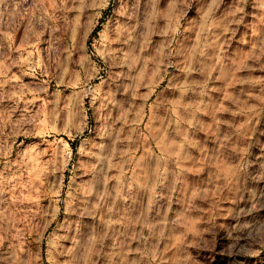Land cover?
Masks as SVG:
<instances>
[{
  "label": "clouds",
  "instance_id": "clouds-1",
  "mask_svg": "<svg viewBox=\"0 0 264 264\" xmlns=\"http://www.w3.org/2000/svg\"><path fill=\"white\" fill-rule=\"evenodd\" d=\"M46 2L47 0H36L34 5H30L28 0H0V37L14 34L17 27L25 22L26 17L28 18L26 34L34 36L36 44L40 42L39 38L44 31L52 33L58 31L48 15ZM109 2L110 0H59L63 10L75 11L78 14L91 10L95 15H99L97 10L106 8ZM192 2L193 0H172L175 15L165 25L166 34L170 33L174 38L179 32L181 19L187 15L188 5ZM151 3L152 7L147 8L138 17L135 25L119 26L115 33L117 38L126 33L127 40L135 39L138 46L134 45L122 51L120 57H117L115 50L107 49V44L111 41H106V51L102 55L110 58L113 64L119 60L117 66L128 69L127 72L113 73L109 77L115 83V88L110 86L108 91H103V85L106 83L103 78L99 85H92L90 81L94 76H98L100 70L93 66L91 71H88L82 62L81 71H73L70 70L66 59L58 63L57 73H52L51 79H55L58 84L68 80L73 85L79 86V90L73 92L70 101L62 102L61 94L57 89L51 99L45 95L46 107L40 112L30 114L25 110L22 117L15 122L11 120L10 115L5 119V114L0 112V165L3 166V170L0 171V205H3L6 194H10L14 201L21 202L23 195L21 189L29 187L35 191L31 183L25 184L23 176L34 159L43 155L36 152L37 146L27 145L21 147L17 159L13 161L9 139H13L14 142V138L19 135L54 133L57 131V121L61 114L67 117L61 130L69 136H72L73 132L77 136H82L86 122L81 115L83 113L81 104L89 96L93 105L100 100L101 107L108 110L107 115L101 114L105 124L97 132L102 138L101 142H93L90 147H86L88 141L85 139L78 149L81 154L91 157L90 160L81 162L82 174L92 173L91 178L76 189L81 196L80 206L76 208L71 206L75 197L70 195L66 201L65 223L58 225L57 230L47 237L44 236L47 225L45 229H36L37 237L47 240L48 264H55L54 255L65 257L62 264H94V257L100 252L104 251L105 255L110 254L105 250L104 243L109 238V229L117 224L118 220L108 217L106 221L108 227L104 228L94 222L92 217L96 215V209L107 196L106 186L111 180L109 171L118 168L121 175L124 174V166L129 163L130 157L129 159L120 157L128 156V150L132 147L131 141L128 144L123 143L120 130L115 128L116 121L110 120L111 111L115 108L121 121L140 123L146 115V110L151 112L155 106V102L149 105L147 98L167 74L168 62L164 51L166 44H161L158 53L154 51L144 55L151 42L153 21L159 16L155 0H151ZM69 4L72 5L71 8L68 7ZM120 5L122 9L127 10L125 0H120ZM246 17H257L264 21V0H195V12L189 17V24L195 21V25L192 26L198 27L201 30L200 35L207 39L214 29L221 26L224 31L233 34L240 31L235 26L242 24ZM80 21L81 15H77L72 21L73 34L81 27ZM249 25L254 29L259 27L252 21H249ZM240 39L246 40L247 34L241 33ZM32 46L35 47V44ZM258 51L264 53V37L260 40ZM167 54L171 55L170 49ZM7 59V56L0 59V67ZM25 63L28 64V72L31 74L35 75L40 71L41 75H49V66L42 65L38 52L34 60ZM216 64L223 69V55L210 65L209 73ZM4 74L0 71V75ZM51 79L46 80L38 89L30 90L34 99H39L41 93H47V85L51 83ZM183 87L188 86L185 84ZM141 88H147L148 92L141 94L139 92ZM211 93L208 76H205L199 87L193 91L192 100L184 102L181 99L179 102H173L167 113L160 112L164 117L161 128H167L171 124L172 130L168 134L164 154L157 157L154 162L157 171L152 183L153 199L158 200L159 203L154 209L152 228L147 235H144L143 231H137L133 237L139 241L137 248L133 250L140 253L139 257L127 259L122 256L121 259L126 260V264H207L202 259L199 249L207 248L210 243L218 244V255L224 257L227 254L229 264H264V255H262L264 254V163L254 166L253 161L249 159L251 149L255 146L264 150V144L259 139L253 144L249 139L245 147L237 149L236 156L226 157L219 145L223 144L225 150L232 146L236 131L222 127L226 121L219 117L221 107L213 101ZM118 94L122 98L118 99ZM17 95L23 97L24 88H20L18 93L16 91L11 93V97ZM141 95L145 103L138 105L137 98ZM239 111L248 116L244 124L239 125L238 130H243L248 128L252 118L260 115L261 109L252 105L245 106ZM173 113H179V119ZM78 115L81 116L79 120H77ZM208 116L212 117L211 121L206 119ZM129 117H133V120L129 121ZM151 121L152 117L149 115L150 133L155 131L151 128ZM9 125L11 132L5 133V128ZM135 131V128L131 129L129 136ZM208 131L217 133V143H211L208 138L201 135ZM104 137L108 138V143L104 142ZM157 142H160L159 139ZM34 153L36 157L33 156ZM56 163L55 160H49L39 172L33 167V178L43 175L49 164L53 166L52 170L56 171ZM64 166L66 167V164ZM201 172L204 174L199 175ZM94 190L97 201H89L88 197ZM60 191L59 184H49L44 194L56 198ZM173 191L176 193V207L172 215L168 216L169 203L166 197ZM193 192L197 194L199 200L207 199L213 204L207 217L201 214L203 208H197L192 202L189 193ZM221 192L226 193L223 204L220 203ZM213 193H216V199H212ZM35 199L38 200L39 197ZM55 203L58 205L59 200L56 199ZM38 211L42 210L38 209ZM58 212L59 208L53 207L52 214L56 215ZM20 213L21 209L13 208L11 204L0 208V249L5 239L11 240L13 229L17 240L21 241L17 244L10 243L9 250H0V264H37L40 260L38 251L35 254L31 250L25 252L22 246L25 233L23 229L16 227ZM31 214H33L31 208L24 210L25 216ZM165 221L168 225L167 231L161 236L164 229L160 225ZM60 229L63 231H59ZM124 239L126 242L127 236ZM63 241L69 243L65 245ZM112 247L121 248V245L114 243ZM123 251H127L126 247Z\"/></svg>",
  "mask_w": 264,
  "mask_h": 264
},
{
  "label": "rangeland",
  "instance_id": "rangeland-1",
  "mask_svg": "<svg viewBox=\"0 0 264 264\" xmlns=\"http://www.w3.org/2000/svg\"><path fill=\"white\" fill-rule=\"evenodd\" d=\"M35 2L36 0H28L30 5H34ZM125 3L128 6L126 11L121 8L120 0H110L108 6L98 9L100 14L95 15L91 10H85L83 14L66 11L61 8L59 0H47L48 15L59 29L58 31L55 33L44 31L39 38L40 42L36 44L35 37L26 34L28 26L26 17L25 22L17 27L14 34L0 37V59L3 56L8 57L0 67V71L5 73L0 75V85H2L0 87V112L5 114L4 118L7 119L10 115L11 120L15 122L22 117L25 110L30 114L40 112L42 108L46 107L45 95L51 99L57 89L61 94L62 102L70 101L73 92L78 91L79 86L65 80L63 81L64 88L59 87L60 83H64L58 84L55 79H51V74L57 73L58 63H62L66 59L69 62L70 70L73 71L80 72L82 62L88 71H91L93 66L97 67L100 71L98 76H94L90 81L92 85H99L103 78L106 81L103 91H108L110 86L115 88V83L109 77L113 73L127 72L128 69L117 66L119 60L113 64L110 58L102 55L106 51V41H111L110 44H107V49L115 50L117 57H120L122 51L130 49L134 45L138 46L135 39L127 40L126 33L117 38L116 30L119 26L131 27L135 25L138 17L147 8L152 7L151 0H125ZM68 7L71 8L72 5L69 4ZM155 7L159 16L153 21L151 42L144 55L154 51L158 53L161 44H166L167 47L164 51L166 62H168L167 74L151 96L147 98V103L153 105L155 102V106L151 112L146 110V115L140 123L121 121L118 118L117 110L112 108L110 120L116 121L115 128L120 130L123 143L128 144L131 141L132 147L128 150V156L120 157L122 159L130 157L129 163L124 166V174L121 175L118 168L109 171L108 175L111 180L106 186L107 196L101 206L96 209V215L92 217L94 222L104 228L108 227L106 223L108 217L111 216L118 220V223L109 229V238L104 243L105 250L110 254L105 255L104 251L100 252L98 256L94 257V264H126V260L121 259L122 256L127 259L139 257L140 253L133 251L137 248L139 241L133 237L137 231H143V234L147 235L152 228L154 209L159 203L158 200L153 199L152 183L157 171L154 162L157 157L164 154V146L167 143L168 134L172 130L171 124L167 128H161L164 117L160 115V112L167 113L173 102H179L181 99L184 102L192 100L194 98L193 91L199 87L205 76H208L213 101L221 107L218 115L226 121L222 127L229 131H236L232 146L225 150L223 144L219 145L226 157L236 156L237 149L245 147L249 139L253 144L257 139L264 144V135H262L264 133V53L258 51L260 40L264 37V21L257 17H246L242 24L235 26L240 31L233 34L230 31H224L221 26L214 29L213 33L205 39L200 35L201 30L192 26L195 25V21H192L191 25L189 24V17L195 12V0H193L188 5L187 15L181 19L179 32L173 38L170 33L166 34L165 29L170 18L175 15L172 0H155ZM77 15H81V27L73 34L72 21ZM249 21L259 27L254 29L249 25ZM245 25L249 26L245 27ZM106 28L107 34L105 35ZM241 33L247 34L246 40L240 39ZM33 44L35 47L32 46ZM169 49L171 55L167 54ZM37 52L42 65L49 66V75L47 76L41 75L40 71L35 75L28 72L29 66L25 61L34 60ZM221 55L224 57L223 69L216 64L209 73L210 65H213V62ZM17 61L19 63H16ZM151 68L150 65V71ZM81 75L83 78V73ZM49 79H51V83L47 85V93H41L39 99H34L30 90L38 89ZM185 84H187V88L183 87ZM20 88H24L23 97L19 95L11 97V93L14 91L18 93ZM139 92L144 94L148 92V89L141 88ZM117 98L122 97L118 94ZM124 98L126 99V97ZM143 103H145V99L141 95L137 98V104ZM252 105L261 109L260 115L252 118L247 129L238 130L239 125L244 124L248 119V116L239 109ZM62 106H64L63 103ZM81 107L83 109L81 115L86 122L82 136H77L75 132L69 136L61 130L67 119L64 114H61L57 121L56 132L47 135H19L14 138V142L13 139L8 141L12 146L11 159L13 161L17 159L22 146H37L36 152L43 153L38 157H36V153L33 154L36 158L23 176L25 184L31 183L35 191L29 187L21 189L20 191L23 193L21 202L14 201L10 194H6L5 204L0 205V208H3L11 204L13 208L21 209L16 227L24 230L22 246L25 252L28 250H31L33 254L39 252L40 260L37 264H48L49 256L47 240L46 238L39 239L36 229H45V225H47L44 231V236L47 237L48 234L57 230L58 225L65 223L66 201L70 195L74 196L75 199L71 206L79 207L81 196L76 189L92 176L91 172L82 174L81 162L90 160L91 157L81 154L78 149L82 140L85 139L88 141L86 147H90L93 142H101L102 138L97 135V132L105 124L101 114L107 115L108 110L101 107L100 100H97L93 105L90 96L82 101ZM67 110L66 108L65 111ZM149 115L152 117L151 128L155 130L151 133L148 129ZM173 115L179 119V113H173ZM80 118L81 116L78 115L77 120ZM206 119L211 121L212 117L208 116ZM128 120H133V117H129ZM133 128L136 131L129 136ZM10 132L11 126L9 125L5 128V133ZM201 135L208 138L211 143H217L216 132L208 131ZM103 139L105 143H108L107 137ZM157 139H159V143ZM249 159L253 161L254 166H259L264 163V150L254 146ZM49 160L57 162V170L53 171V166L49 164L43 175L33 178V167L39 172ZM138 160L139 164L137 165ZM2 170L3 166L0 165V171ZM203 174L204 172L199 173V175ZM189 175H196V173H189ZM49 184L60 185L61 191L58 197L54 198L44 194ZM98 188L103 192L100 186ZM225 194V192L219 194L221 204L225 203L223 199ZM189 195L197 208H203L202 215L205 217L210 215L213 204L209 200H199L194 192ZM35 197H39V199L37 200ZM56 199L59 200L58 205L55 203ZM88 199L93 202L97 201L95 190ZM166 199L169 203L168 216H171L176 207L175 191ZM212 199H216V193L212 194ZM228 202L234 203L233 201ZM53 207L59 208L58 214H52ZM29 208L33 210V214L25 216L24 210ZM38 209L42 211H38ZM70 215L74 216L75 213H70ZM160 227L164 229V232L161 233L163 236L167 231V222L165 221ZM29 229L33 230L29 232ZM59 231H63V229ZM125 236H127L126 242ZM10 243H21L15 236V229L11 234V240L5 239L0 250H9ZM62 243L67 245L69 242L63 241ZM114 243H119L121 248H113ZM125 247L126 252L123 251ZM199 251L207 264H229L227 254L224 257L218 255V244L210 243L207 248L199 249ZM53 259L55 264H62L65 257L54 255Z\"/></svg>",
  "mask_w": 264,
  "mask_h": 264
},
{
  "label": "bare ground",
  "instance_id": "bare-ground-1",
  "mask_svg": "<svg viewBox=\"0 0 264 264\" xmlns=\"http://www.w3.org/2000/svg\"><path fill=\"white\" fill-rule=\"evenodd\" d=\"M64 83V82H63ZM63 86H65V83L64 84H62V83H60L59 84V87H63ZM49 87V86H48ZM70 87V86H69ZM75 87V86H74ZM57 88V87H56ZM64 88V87H63ZM66 89H67V87H66ZM51 90V89H50ZM68 91V90H67Z\"/></svg>",
  "mask_w": 264,
  "mask_h": 264
}]
</instances>
